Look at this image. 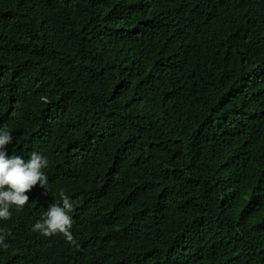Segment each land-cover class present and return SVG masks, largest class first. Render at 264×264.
<instances>
[{
  "label": "trees",
  "instance_id": "trees-1",
  "mask_svg": "<svg viewBox=\"0 0 264 264\" xmlns=\"http://www.w3.org/2000/svg\"><path fill=\"white\" fill-rule=\"evenodd\" d=\"M3 127L50 191L0 264H264V0H0Z\"/></svg>",
  "mask_w": 264,
  "mask_h": 264
},
{
  "label": "clouds",
  "instance_id": "clouds-1",
  "mask_svg": "<svg viewBox=\"0 0 264 264\" xmlns=\"http://www.w3.org/2000/svg\"><path fill=\"white\" fill-rule=\"evenodd\" d=\"M14 137L7 127L0 128V220L7 221L12 218L13 209L21 212L30 201L29 193L37 186L50 191L49 177L44 171L49 167L48 159L36 152L26 160L23 156L13 152L8 155V146L12 145ZM60 204H50L42 218L32 227V231L43 237L62 235L66 243L75 245L76 240L71 231L73 218L69 214L73 210L70 197L61 190L59 192ZM10 233L0 229V245L6 250V236Z\"/></svg>",
  "mask_w": 264,
  "mask_h": 264
}]
</instances>
